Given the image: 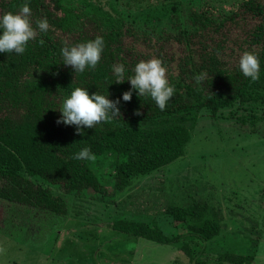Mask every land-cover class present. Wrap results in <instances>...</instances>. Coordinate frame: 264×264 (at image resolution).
<instances>
[{
    "label": "trees",
    "instance_id": "trees-1",
    "mask_svg": "<svg viewBox=\"0 0 264 264\" xmlns=\"http://www.w3.org/2000/svg\"><path fill=\"white\" fill-rule=\"evenodd\" d=\"M93 1L0 0V15L16 12L27 2L33 28L38 19L49 24L46 32L37 31L22 55L0 53V203L66 216V196L105 192L95 170L99 159L111 158L114 189L123 191L185 154L190 130L203 109L217 115L240 104L249 110L253 124L264 120V0H161L156 6L128 0L126 6L137 8L134 14ZM97 36L104 47L95 69L74 73L62 63L61 47ZM243 52L255 54L259 61L256 81L238 70ZM152 58L162 61L174 88L164 110L133 91L129 101L117 105L119 118L82 128V135L75 126L56 123L62 100L73 88L117 100L130 85L113 82L111 66L123 64L130 74L137 62ZM197 75H202L199 82ZM136 111L140 115H134ZM84 147L95 159H73ZM163 212L205 240L222 228L221 210L201 220L211 212L201 201L168 204ZM112 228L162 245L184 240L181 249L194 258L186 241H193L189 234L173 237L128 219L116 220ZM255 258L254 252L218 256L221 264H252Z\"/></svg>",
    "mask_w": 264,
    "mask_h": 264
},
{
    "label": "rangeland",
    "instance_id": "rangeland-1",
    "mask_svg": "<svg viewBox=\"0 0 264 264\" xmlns=\"http://www.w3.org/2000/svg\"><path fill=\"white\" fill-rule=\"evenodd\" d=\"M98 1L107 8L137 11L125 5L128 0L93 2ZM148 2L156 6L161 0L142 5ZM190 133L182 157L123 191L114 189L111 158L97 160L95 170L105 192L66 196V216L2 201L0 264H221V254L252 252V264H264V120L253 124L240 104L217 115L203 109ZM51 188L58 192L57 186ZM194 201L212 212L201 220L218 210L223 214L220 233L210 240L191 235L163 212L168 204ZM121 219L146 222L173 237L189 234L193 260L181 249L184 240L162 245L114 230L112 224Z\"/></svg>",
    "mask_w": 264,
    "mask_h": 264
},
{
    "label": "clouds",
    "instance_id": "clouds-1",
    "mask_svg": "<svg viewBox=\"0 0 264 264\" xmlns=\"http://www.w3.org/2000/svg\"><path fill=\"white\" fill-rule=\"evenodd\" d=\"M30 16L31 11L27 2L19 6L16 12H5L0 15V53L22 55L37 31L44 33L48 30L47 19L36 20L33 28ZM103 47V38L97 36L83 43L61 47L60 58L65 66H71L74 73H84L86 69L96 68ZM238 70L243 77L256 81L259 73L256 55L243 52L239 58ZM126 73L127 69L123 64L111 66L113 82L119 84L127 81L130 85L117 100H109L107 95L97 92L89 95L87 88H73L62 100L58 109L60 116L56 123L75 126L76 133L82 135V128H93L101 122L119 118L120 111L117 105L121 100L129 101L133 91L138 97L150 98L158 109L164 110L166 103L173 96L174 88L166 79V68L159 58L140 60L131 68L130 74ZM194 79L199 82L202 75L194 76ZM134 115H140L139 111ZM73 159L91 161L95 156L88 147H84L73 154Z\"/></svg>",
    "mask_w": 264,
    "mask_h": 264
},
{
    "label": "crops",
    "instance_id": "crops-1",
    "mask_svg": "<svg viewBox=\"0 0 264 264\" xmlns=\"http://www.w3.org/2000/svg\"><path fill=\"white\" fill-rule=\"evenodd\" d=\"M1 213H2V211H1Z\"/></svg>",
    "mask_w": 264,
    "mask_h": 264
}]
</instances>
